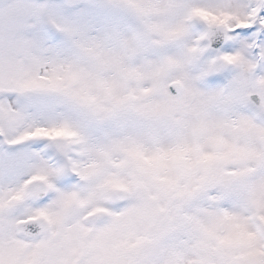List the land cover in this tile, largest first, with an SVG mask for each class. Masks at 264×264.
<instances>
[{"label": "snow or ice", "instance_id": "obj_1", "mask_svg": "<svg viewBox=\"0 0 264 264\" xmlns=\"http://www.w3.org/2000/svg\"><path fill=\"white\" fill-rule=\"evenodd\" d=\"M0 264H264V0H0Z\"/></svg>", "mask_w": 264, "mask_h": 264}]
</instances>
